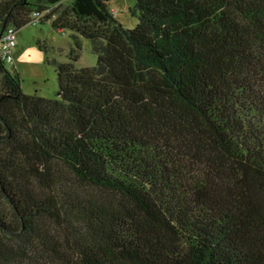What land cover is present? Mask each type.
Returning a JSON list of instances; mask_svg holds the SVG:
<instances>
[{
    "label": "trees",
    "instance_id": "trees-1",
    "mask_svg": "<svg viewBox=\"0 0 264 264\" xmlns=\"http://www.w3.org/2000/svg\"><path fill=\"white\" fill-rule=\"evenodd\" d=\"M65 1L0 0L75 44L55 99L0 56V264H264V0Z\"/></svg>",
    "mask_w": 264,
    "mask_h": 264
},
{
    "label": "rangeland",
    "instance_id": "rangeland-1",
    "mask_svg": "<svg viewBox=\"0 0 264 264\" xmlns=\"http://www.w3.org/2000/svg\"><path fill=\"white\" fill-rule=\"evenodd\" d=\"M73 0H66L72 3ZM133 3L129 0H110L109 7L117 20L128 29H134L138 18L130 13ZM17 53L14 63L9 65L12 71L16 66L22 81V90L27 95L37 94L43 98L55 99L58 95V79L53 61L66 63L74 49L72 33L57 32L49 22L35 26L28 24L17 31ZM80 59L77 68L92 67L97 57L92 53L91 44L81 38Z\"/></svg>",
    "mask_w": 264,
    "mask_h": 264
},
{
    "label": "built area",
    "instance_id": "built-area-1",
    "mask_svg": "<svg viewBox=\"0 0 264 264\" xmlns=\"http://www.w3.org/2000/svg\"><path fill=\"white\" fill-rule=\"evenodd\" d=\"M38 18H40V16H37L36 20L33 22V25L38 23ZM16 37L17 36L13 28L7 29L0 37V56L8 64L14 63V54L17 47Z\"/></svg>",
    "mask_w": 264,
    "mask_h": 264
},
{
    "label": "crops",
    "instance_id": "crops-1",
    "mask_svg": "<svg viewBox=\"0 0 264 264\" xmlns=\"http://www.w3.org/2000/svg\"><path fill=\"white\" fill-rule=\"evenodd\" d=\"M18 45V44H17ZM16 53H17V49H16ZM16 53H15V59H17V57H16ZM15 68H17L16 66H15ZM18 69V68H17Z\"/></svg>",
    "mask_w": 264,
    "mask_h": 264
}]
</instances>
